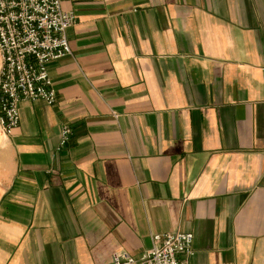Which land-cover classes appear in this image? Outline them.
<instances>
[{"label":"crops","instance_id":"0c3cea01","mask_svg":"<svg viewBox=\"0 0 264 264\" xmlns=\"http://www.w3.org/2000/svg\"><path fill=\"white\" fill-rule=\"evenodd\" d=\"M63 9L56 104L24 101L0 128V264L140 259L176 232L190 264H264V0Z\"/></svg>","mask_w":264,"mask_h":264},{"label":"built area","instance_id":"2783aa9c","mask_svg":"<svg viewBox=\"0 0 264 264\" xmlns=\"http://www.w3.org/2000/svg\"><path fill=\"white\" fill-rule=\"evenodd\" d=\"M64 1L0 0V128L6 137L20 126L22 102H57L48 65L72 54L67 32L77 22L63 9ZM72 133L63 126L59 150L67 147ZM152 243L142 258L119 252L112 264H190L192 233L155 235Z\"/></svg>","mask_w":264,"mask_h":264}]
</instances>
